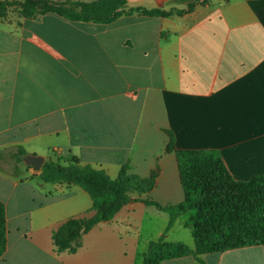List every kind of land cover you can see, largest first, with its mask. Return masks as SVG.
<instances>
[{
	"label": "crops",
	"instance_id": "obj_1",
	"mask_svg": "<svg viewBox=\"0 0 264 264\" xmlns=\"http://www.w3.org/2000/svg\"><path fill=\"white\" fill-rule=\"evenodd\" d=\"M125 1L126 10H186L177 0ZM201 1L180 15L107 25L25 18L15 7L0 18V264H141L161 237L193 250L184 217L164 235L169 215L141 202L183 201L175 151H216L235 181L264 174V0ZM15 148L44 162L76 159L111 180L126 166L141 180L154 174V186L130 194L135 201L84 234L75 253L57 252L52 234L92 216V201L33 168L7 170ZM261 248L161 264H264Z\"/></svg>",
	"mask_w": 264,
	"mask_h": 264
},
{
	"label": "trees",
	"instance_id": "obj_2",
	"mask_svg": "<svg viewBox=\"0 0 264 264\" xmlns=\"http://www.w3.org/2000/svg\"><path fill=\"white\" fill-rule=\"evenodd\" d=\"M186 3V10L168 12L143 8L125 9V0H98L91 4L55 0H0V18L15 7L25 18L55 14L68 21L110 24L121 16L170 17L190 12L201 0H177ZM174 151L172 142L167 147ZM16 162L27 156L22 148L9 151ZM183 201L174 206L161 207L151 200L141 201L169 215L164 235L178 217L189 218L185 226L194 241L191 250L181 243H169L161 237L148 244L141 264H161L181 257L219 254L226 251L260 246L264 250V174L249 181H235L216 151H175ZM1 156V154H0ZM123 167L118 177L111 180L103 171L82 166L72 159L68 164L46 161L40 170V180L47 184H63L82 189L92 201V216L70 218L52 234L57 252L75 253L82 237L101 222H107L129 202L130 194H147L154 186V174L141 180L128 174ZM6 248L5 207L0 203V258ZM195 264H203L197 261Z\"/></svg>",
	"mask_w": 264,
	"mask_h": 264
},
{
	"label": "water",
	"instance_id": "obj_3",
	"mask_svg": "<svg viewBox=\"0 0 264 264\" xmlns=\"http://www.w3.org/2000/svg\"><path fill=\"white\" fill-rule=\"evenodd\" d=\"M23 162L26 165L33 167L35 170L40 171L44 164V159L39 156H26Z\"/></svg>",
	"mask_w": 264,
	"mask_h": 264
},
{
	"label": "rangeland",
	"instance_id": "obj_4",
	"mask_svg": "<svg viewBox=\"0 0 264 264\" xmlns=\"http://www.w3.org/2000/svg\"><path fill=\"white\" fill-rule=\"evenodd\" d=\"M8 163H10L9 165L8 164H5V167L7 170H12L13 172H16L18 171V169L20 167H24L26 169H31L33 167L31 166H28L26 165L24 162H16L14 160H10ZM34 169V168H33ZM189 218V215L185 216L183 220H187ZM262 249V248H261ZM263 250V249H262ZM264 251V250H263Z\"/></svg>",
	"mask_w": 264,
	"mask_h": 264
}]
</instances>
